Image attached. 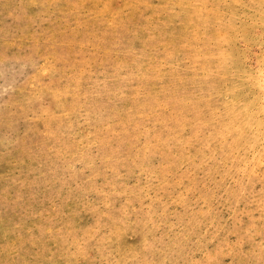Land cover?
Instances as JSON below:
<instances>
[{
	"label": "rangeland",
	"instance_id": "1",
	"mask_svg": "<svg viewBox=\"0 0 264 264\" xmlns=\"http://www.w3.org/2000/svg\"><path fill=\"white\" fill-rule=\"evenodd\" d=\"M0 264H264V0H0Z\"/></svg>",
	"mask_w": 264,
	"mask_h": 264
}]
</instances>
